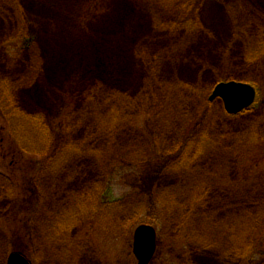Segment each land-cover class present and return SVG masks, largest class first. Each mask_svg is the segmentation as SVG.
Listing matches in <instances>:
<instances>
[{"label":"rangeland","instance_id":"obj_1","mask_svg":"<svg viewBox=\"0 0 264 264\" xmlns=\"http://www.w3.org/2000/svg\"><path fill=\"white\" fill-rule=\"evenodd\" d=\"M150 223L152 264H264V0H0V264H137Z\"/></svg>","mask_w":264,"mask_h":264},{"label":"water","instance_id":"obj_2","mask_svg":"<svg viewBox=\"0 0 264 264\" xmlns=\"http://www.w3.org/2000/svg\"><path fill=\"white\" fill-rule=\"evenodd\" d=\"M256 97L257 90L252 84L230 81L219 83L210 99L221 98L228 113L238 114L250 108ZM156 249L157 232L154 226L143 224L137 227L134 233L133 252L138 264H151ZM8 264H31V262L22 254L15 252L10 255Z\"/></svg>","mask_w":264,"mask_h":264},{"label":"trees","instance_id":"obj_3","mask_svg":"<svg viewBox=\"0 0 264 264\" xmlns=\"http://www.w3.org/2000/svg\"><path fill=\"white\" fill-rule=\"evenodd\" d=\"M8 96V97H7ZM14 102V100L12 99V97L10 96V94H7L6 93V96L4 97V99H2V101H1V104L3 105V108H4V111L5 112H8L9 111V109H12V107H13V103H12V101ZM11 111V110H10ZM19 113V112H18ZM16 113H14L13 115H15ZM36 127V129L39 131V132H41L42 134H45V129L43 128V127H41L40 125H39V123H36V125H35ZM35 148H36V151H37V153L39 154V155H41L42 157H44V155H46V152H48L49 151V148L47 149V147H46V144H44L43 142H40V143H38V145H36L35 146ZM48 161H50V160H48ZM151 224V223H150Z\"/></svg>","mask_w":264,"mask_h":264}]
</instances>
